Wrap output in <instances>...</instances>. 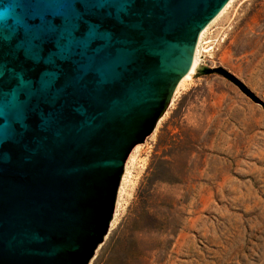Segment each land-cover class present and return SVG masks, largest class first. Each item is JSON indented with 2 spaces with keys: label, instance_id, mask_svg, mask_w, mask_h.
Instances as JSON below:
<instances>
[{
  "label": "water",
  "instance_id": "water-1",
  "mask_svg": "<svg viewBox=\"0 0 264 264\" xmlns=\"http://www.w3.org/2000/svg\"><path fill=\"white\" fill-rule=\"evenodd\" d=\"M230 0H0V264H89L125 162ZM216 74L264 110L223 68Z\"/></svg>",
  "mask_w": 264,
  "mask_h": 264
},
{
  "label": "rangeland",
  "instance_id": "rangeland-1",
  "mask_svg": "<svg viewBox=\"0 0 264 264\" xmlns=\"http://www.w3.org/2000/svg\"><path fill=\"white\" fill-rule=\"evenodd\" d=\"M199 66L223 68L264 103V0H232L204 33ZM131 264H264V110L226 79L179 82L128 156L107 235Z\"/></svg>",
  "mask_w": 264,
  "mask_h": 264
},
{
  "label": "trees",
  "instance_id": "trees-1",
  "mask_svg": "<svg viewBox=\"0 0 264 264\" xmlns=\"http://www.w3.org/2000/svg\"><path fill=\"white\" fill-rule=\"evenodd\" d=\"M134 238L132 230H128L110 248L108 258L103 259L100 264H131L133 260Z\"/></svg>",
  "mask_w": 264,
  "mask_h": 264
},
{
  "label": "bare ground",
  "instance_id": "bare-ground-1",
  "mask_svg": "<svg viewBox=\"0 0 264 264\" xmlns=\"http://www.w3.org/2000/svg\"><path fill=\"white\" fill-rule=\"evenodd\" d=\"M232 2V0H230L225 6L224 8L220 11V13L216 16L218 17L229 5L230 3ZM215 17V18H216ZM214 18V19H215ZM213 19V20H214ZM212 20V21H213ZM211 21V22H212ZM210 22V23H211ZM210 23L200 32L199 36H198V39H197V43H196V46H195V49H194V54H193V58H192V62H191V65L190 67L188 68V71L187 73L184 75V77L181 79L180 82H182L184 79H187L189 78L191 75H193L197 68L199 67V64H198V52H199V47H200V43H201V40H202V37L204 35V33L207 31V28L208 26L210 25Z\"/></svg>",
  "mask_w": 264,
  "mask_h": 264
}]
</instances>
